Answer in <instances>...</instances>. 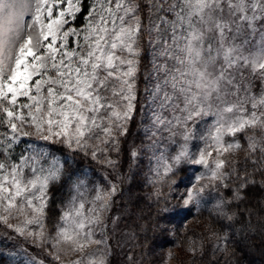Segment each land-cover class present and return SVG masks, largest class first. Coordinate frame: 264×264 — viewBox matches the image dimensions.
<instances>
[{
  "label": "snow or ice",
  "instance_id": "obj_1",
  "mask_svg": "<svg viewBox=\"0 0 264 264\" xmlns=\"http://www.w3.org/2000/svg\"><path fill=\"white\" fill-rule=\"evenodd\" d=\"M138 105L143 136L127 156L129 168L148 157L151 231L195 209L222 226L203 237L214 251H229L238 223L237 236L264 234V209L256 224L251 206L246 222L240 213L264 192V0H0V240L13 243L0 264H45L29 245L56 264H110L121 186L107 171L94 183L76 159L116 172ZM149 230L139 226L145 243ZM203 239L188 237L187 252L203 255Z\"/></svg>",
  "mask_w": 264,
  "mask_h": 264
},
{
  "label": "rangeland",
  "instance_id": "obj_2",
  "mask_svg": "<svg viewBox=\"0 0 264 264\" xmlns=\"http://www.w3.org/2000/svg\"><path fill=\"white\" fill-rule=\"evenodd\" d=\"M147 15V13H145ZM29 17H25L27 21ZM147 22V21H146ZM150 53L146 49L144 57L141 63V70H140V78H139V95L141 101H143V92H144V76L146 72L150 69ZM144 120V116L139 112V105H138V112L133 121L130 129V135L127 138V144L125 145V152L122 154L121 164L120 166L124 165L130 171H135L140 184L142 185V201H145L149 207L154 209V213L156 212V201L153 196V185L150 184L149 176L150 173L149 169V161L147 156H142L138 164L132 168H129L128 160L129 157L127 156V147L130 146L133 142L139 144L140 139L143 136V128L141 127V121ZM201 142L196 141L193 145H190L193 151H196L199 147H201ZM246 146V145H245ZM57 154H64L68 155L67 150L61 148L58 145H50ZM61 152V153H60ZM238 161H243L244 159V152H240L237 154ZM92 162L90 159H86L83 157H77L76 163L81 165V169L85 170L89 179H91L94 183H101L103 181V175H101L98 170L92 166ZM97 170V171H96ZM198 169L196 167H188L187 176H193ZM180 177H177L179 179ZM57 187H53L52 192L54 194ZM162 191L168 195H175L179 196L180 192H170L167 185H164ZM66 192V190H65ZM128 192V193H127ZM136 192V191H135ZM137 193V192H136ZM230 194V192L228 193ZM136 194L132 193L129 196V190L123 192V198H116V204L112 210V215L121 217V220L118 224V228L116 231H112V225L109 224L108 228V243L111 245V252L112 255L110 256V264H129L128 257L133 256L136 264H206L208 261L214 262L219 261L222 264H227L230 262L233 263L234 257V249L229 247V251L227 253H220L218 251H214L213 245L215 244V239L207 240L203 239L206 234H210L212 231L216 230H223L222 226L216 221H210L208 216L198 219H191L192 215L196 212L193 209L191 212L187 210L181 211L179 214H172L168 218H166L165 223L167 224V228L163 234L156 232L149 236L148 243L141 244L140 237L137 236L136 240L131 238L132 236V228L127 222H122L123 215L120 210V205L123 203H128L133 201ZM132 196V197H131ZM131 197V199H129ZM64 197L61 199L63 200ZM119 198V199H118ZM125 198V199H124ZM61 200L53 199L51 202V206L49 209L50 217H55L57 214L59 204ZM172 204L180 206L181 202L179 200H172ZM127 209H124L126 212ZM51 222V221H50ZM211 224V227L209 225ZM137 233H140L139 230ZM155 235V239L153 240L152 237ZM191 237L200 241L203 239L204 244V253L201 255L199 252L195 257H193L189 252H187V238ZM137 244L139 246H137ZM149 244V245H148ZM151 245V246H150ZM154 247L155 249H151L150 247ZM0 250L5 249V251L12 250L13 243L0 240ZM151 249V250H149ZM29 251L39 256L41 259L45 261V264H56L52 258L40 251L39 249L32 248L29 245ZM169 253H171V259H169ZM232 260H231V257ZM205 256V257H204ZM230 257V258H229ZM235 261V260H234ZM64 264H69L68 260L65 259Z\"/></svg>",
  "mask_w": 264,
  "mask_h": 264
},
{
  "label": "trees",
  "instance_id": "obj_3",
  "mask_svg": "<svg viewBox=\"0 0 264 264\" xmlns=\"http://www.w3.org/2000/svg\"><path fill=\"white\" fill-rule=\"evenodd\" d=\"M80 23V20L77 21V24ZM61 153V152H60ZM78 164V163H77ZM81 168V165L78 164ZM92 166H94L98 172L104 176V173L107 171L109 173L110 179L115 181L117 184L121 186V194L118 195L119 198H123V192L129 190V196L133 193L136 194L133 201L128 203H123V208L120 205V210H123L121 214L124 216L122 222H129L128 224L131 226L132 231H135L136 236L140 237V243L144 244L145 240L143 238V233H137L140 225L147 224L149 226L148 238L152 234L151 226L154 223V209L149 207L145 201H142V185L138 179V176L135 171H130L124 167V165L119 166L116 172H111L110 170L102 169L101 166L97 165L95 162H92ZM96 170V171H97ZM120 176V179H117V176ZM131 177V178H130ZM66 189L56 188L53 199L61 200L64 197ZM137 193H136V192ZM128 193V192H127ZM230 195V194H229ZM132 197V196H131ZM118 198V199H119ZM125 199V198H124ZM251 206L253 208V218L252 223H258L260 219L261 209H264V192H261L258 189H252L248 192V199L244 204L240 206V213L244 218V222L247 221V211L246 209ZM131 209L132 215L129 216L124 212V209ZM207 211H203V213L195 212L191 219H198L207 217ZM239 223L232 230L233 237L231 247L234 249V257L233 263L231 264H264V234H261L259 229L255 231H251L247 234L246 237H241L235 235L236 230L239 228ZM149 245V244H148ZM151 246V245H150ZM151 249H155L153 246ZM1 249V248H0ZM149 249V250H151ZM0 251H5L2 248ZM205 257V256H204ZM231 257V255H230ZM229 257V258H230ZM232 260V257H231ZM206 264H222L219 261H208ZM227 264H230L227 263Z\"/></svg>",
  "mask_w": 264,
  "mask_h": 264
}]
</instances>
